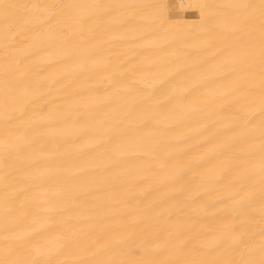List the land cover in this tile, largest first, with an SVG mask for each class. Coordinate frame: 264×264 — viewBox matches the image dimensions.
Returning <instances> with one entry per match:
<instances>
[{
    "label": "bare ground",
    "instance_id": "bare-ground-1",
    "mask_svg": "<svg viewBox=\"0 0 264 264\" xmlns=\"http://www.w3.org/2000/svg\"><path fill=\"white\" fill-rule=\"evenodd\" d=\"M259 2L0 0L162 3L169 20L161 31L147 19L154 9L144 8L138 12L146 19L128 29L90 21L74 27L67 42L32 32L30 48L23 43L6 47L0 34V222L6 192L16 193L13 216L23 212L36 218L34 223L22 221L16 234L42 229L48 237H27L32 250L21 253V259L36 255V247L42 258H82L89 264H241L260 259L264 109L259 20L250 73L246 63H234L219 51L212 28L217 10L199 7ZM92 11L66 10L65 22L75 25L71 17ZM130 58L135 63L121 69ZM232 68L236 71L226 75ZM103 77L110 82L100 83ZM6 80L10 87L27 85L28 93L6 91ZM193 88L198 89L195 94ZM173 91L175 98L167 100ZM34 96L42 97L38 103L45 110L22 113L14 97ZM118 120L126 123L117 125ZM118 127L123 129L118 142L108 143ZM241 200L243 205L237 203ZM60 207L67 212L46 210ZM69 213L79 217L70 226L80 246L58 252L65 233L47 224ZM169 215L179 224L169 222ZM230 225L239 237L235 241L224 239ZM3 236L0 231V258ZM137 249H143L141 256L133 254Z\"/></svg>",
    "mask_w": 264,
    "mask_h": 264
},
{
    "label": "snow or ice",
    "instance_id": "snow-or-ice-1",
    "mask_svg": "<svg viewBox=\"0 0 264 264\" xmlns=\"http://www.w3.org/2000/svg\"><path fill=\"white\" fill-rule=\"evenodd\" d=\"M202 8H215L216 22L213 24V31L218 34V40L221 45L219 51L226 53L228 57L234 58V63L245 64L250 73H254L255 60L257 57L256 51V24L259 20V36H258V58H259V77L262 87L261 105L264 109V0H260L259 4L252 3H226L220 5H204ZM144 8L154 9V12L149 19L150 23L159 30L164 31L169 24L167 18V6L162 3L153 4H130V3H108V4H36V3H0V34L3 35L4 44L7 47L10 43H23L31 47L33 36L32 32H39L46 39L52 42H67L71 41L74 36V27L82 26L90 21H101L106 26H118L128 29V26L142 23L146 18L139 14L138 10ZM72 9H90L93 10L88 15H79L71 17L76 21L75 25H69L65 22L66 10ZM130 34H134L130 30ZM114 37L113 39H119ZM235 50V51H233ZM238 58V59H237ZM135 58H130L125 63L121 64V69L127 71L128 65L134 64ZM107 65L105 68L107 69ZM236 69L232 68L226 75H232ZM123 74V73H122ZM179 75V74H178ZM110 80L108 77H103L100 83L107 84ZM5 90L12 92H22L27 94L29 88L24 84H16L9 86L8 81L5 82ZM197 88L192 89V93L197 92ZM176 92H171L166 99L172 100L175 98ZM187 99V97H184ZM20 109L23 112L30 110L44 111L46 105H40L38 102L42 97H33L32 99H24L23 97H14ZM168 104H162V108L167 109ZM117 125H124V120L115 122ZM159 123V121H157ZM123 129L116 128L113 130V136L109 138L108 143L118 142L119 136ZM261 135L264 136V123L261 126ZM264 148V145H262ZM262 172H264V159L261 164ZM7 188V185H5ZM16 193L6 192L4 202V216L0 222V231H3L4 236V257L0 258V264H89L88 261L82 258L72 260H57L53 261L50 258H42V253L39 247L35 248L36 255L26 259H21L20 254L32 250L31 241L27 237L33 239L47 240V235L43 230H33L26 234H16V230L21 222L34 223L36 218L28 219L27 214L21 212L18 218L13 216L15 211L14 203ZM75 200V197H74ZM243 205V201L237 202ZM47 211H55L57 213L67 212L66 207L58 209H46ZM79 217L72 214L60 215L55 220H49L47 226L49 228H59L65 235V244L59 246L57 251H71L80 246V241L77 239V233L71 228L72 221ZM169 222L179 224V221L174 215H169ZM187 226V225H185ZM235 226H225L224 239L237 240L239 237L235 235ZM12 233V235H10ZM143 249H137L133 254L142 253ZM260 259H249L241 261V264H264V242H262L260 250ZM52 253L48 255L51 256ZM97 264H111L108 261H100ZM135 264H155L154 261H137ZM227 264V262H226Z\"/></svg>",
    "mask_w": 264,
    "mask_h": 264
},
{
    "label": "rangeland",
    "instance_id": "rangeland-1",
    "mask_svg": "<svg viewBox=\"0 0 264 264\" xmlns=\"http://www.w3.org/2000/svg\"><path fill=\"white\" fill-rule=\"evenodd\" d=\"M198 15V14H197ZM193 16H196V14L195 15H193ZM198 17V16H197ZM102 112H104V111H102ZM106 112V111H105ZM99 113H101V112H99ZM96 244V243H95ZM142 255V253L141 254H139V256H141Z\"/></svg>",
    "mask_w": 264,
    "mask_h": 264
}]
</instances>
